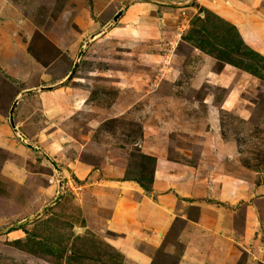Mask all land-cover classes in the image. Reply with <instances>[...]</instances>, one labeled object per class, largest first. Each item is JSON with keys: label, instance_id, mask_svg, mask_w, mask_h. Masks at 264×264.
<instances>
[{"label": "rangeland", "instance_id": "rangeland-1", "mask_svg": "<svg viewBox=\"0 0 264 264\" xmlns=\"http://www.w3.org/2000/svg\"><path fill=\"white\" fill-rule=\"evenodd\" d=\"M212 1L0 0V264H264V0Z\"/></svg>", "mask_w": 264, "mask_h": 264}, {"label": "crops", "instance_id": "crops-1", "mask_svg": "<svg viewBox=\"0 0 264 264\" xmlns=\"http://www.w3.org/2000/svg\"><path fill=\"white\" fill-rule=\"evenodd\" d=\"M204 2L206 3V4H209V3H212L213 1L212 0H204ZM151 23H153L152 21H151ZM144 31V30H143ZM145 32V31H144ZM144 34H146V33H144ZM2 120V118L0 117V129L2 128V129H5V127L7 128L8 127V123H6V121H4V122H2L1 121ZM1 131V130H0ZM15 134V133H14ZM16 135V134H15ZM14 136V135H13ZM17 136V135H16ZM18 138V137H17ZM21 138V137H20ZM20 138H18L19 140H22V142H24L25 143V145H24V148H23V150H25L26 149V147H28L29 148V146H28V144H30V143H28L27 141H24L22 138L20 139ZM23 138H25V139H27L26 138V136H23ZM6 138H3V136H1V132H0V142L1 143H6ZM31 148V147H30ZM20 149H22V147H20ZM33 151V150H32ZM42 151V150H41ZM25 152H26V150H25ZM33 152H35V151H33ZM28 161L27 160V158H26V155H25V158L23 159L22 157H20V160H19V162H21V161ZM76 171H77V169H76ZM77 173H79V172H77ZM80 174V173H79ZM78 174V178H79V175ZM82 174V173H81ZM175 179V178H174ZM174 179L172 180V181H174ZM11 181V180H10ZM80 181V180H79ZM175 183V182H174ZM58 195H60V194H58ZM63 196V195H62ZM61 198H63V197H61ZM52 202H53V200H52ZM95 202H96V200H95ZM99 203V202H98ZM111 208H113L114 209V211L115 212H117L116 214H118V217H120L119 219H120V222H116V224H117V227H121V226H123V222H124V220H130V218H132V217H135V216H137V214L136 213H139L138 211H139V207H136V205H131L130 207L128 206L127 207V205L126 204H124V203H118L117 202V204H114V205H111ZM121 217H123V220H122V218ZM243 219H244V217H243ZM245 220V219H244ZM110 223V222H109ZM113 222L111 221V223L110 224H112ZM116 227V226H115Z\"/></svg>", "mask_w": 264, "mask_h": 264}, {"label": "bare ground", "instance_id": "bare-ground-1", "mask_svg": "<svg viewBox=\"0 0 264 264\" xmlns=\"http://www.w3.org/2000/svg\"><path fill=\"white\" fill-rule=\"evenodd\" d=\"M18 135H20L21 137H23L24 135L23 134H21L20 132H19V134Z\"/></svg>", "mask_w": 264, "mask_h": 264}, {"label": "water", "instance_id": "water-1", "mask_svg": "<svg viewBox=\"0 0 264 264\" xmlns=\"http://www.w3.org/2000/svg\"><path fill=\"white\" fill-rule=\"evenodd\" d=\"M10 122H11V124H12L11 118H10Z\"/></svg>", "mask_w": 264, "mask_h": 264}, {"label": "clouds", "instance_id": "clouds-1", "mask_svg": "<svg viewBox=\"0 0 264 264\" xmlns=\"http://www.w3.org/2000/svg\"><path fill=\"white\" fill-rule=\"evenodd\" d=\"M11 123V122H10ZM12 126V125H11ZM58 194H60V192L58 193Z\"/></svg>", "mask_w": 264, "mask_h": 264}]
</instances>
